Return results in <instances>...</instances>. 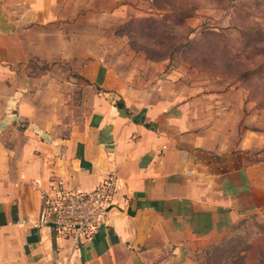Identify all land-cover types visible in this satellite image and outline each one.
<instances>
[{
  "label": "crops",
  "instance_id": "obj_1",
  "mask_svg": "<svg viewBox=\"0 0 264 264\" xmlns=\"http://www.w3.org/2000/svg\"><path fill=\"white\" fill-rule=\"evenodd\" d=\"M0 3L15 27L0 30V59L27 68L0 74V264H162L264 210L263 133L252 141L241 88L213 89L198 71H166L165 60L109 66ZM32 59L74 70H36ZM104 182L108 220L86 241L40 222L54 183Z\"/></svg>",
  "mask_w": 264,
  "mask_h": 264
},
{
  "label": "rangeland",
  "instance_id": "obj_2",
  "mask_svg": "<svg viewBox=\"0 0 264 264\" xmlns=\"http://www.w3.org/2000/svg\"><path fill=\"white\" fill-rule=\"evenodd\" d=\"M5 2L16 22L42 26L46 35L53 32L77 54L87 48L109 66L143 70L150 60H165L166 71H198L197 77L213 89L241 88L252 105V141L258 143L263 133L264 144V0ZM50 62L32 59L28 65L41 71L54 65L74 70L69 61ZM24 64L5 67L0 59V74L10 70L20 75L27 69ZM259 233L264 234V210L232 225L223 237L206 240L197 249L190 245L185 257L162 264H264ZM254 243L261 249L256 259L243 253Z\"/></svg>",
  "mask_w": 264,
  "mask_h": 264
},
{
  "label": "built area",
  "instance_id": "obj_3",
  "mask_svg": "<svg viewBox=\"0 0 264 264\" xmlns=\"http://www.w3.org/2000/svg\"><path fill=\"white\" fill-rule=\"evenodd\" d=\"M108 182L91 191L69 189L54 183L43 193L40 222L84 242L107 223L111 202Z\"/></svg>",
  "mask_w": 264,
  "mask_h": 264
},
{
  "label": "water",
  "instance_id": "obj_4",
  "mask_svg": "<svg viewBox=\"0 0 264 264\" xmlns=\"http://www.w3.org/2000/svg\"><path fill=\"white\" fill-rule=\"evenodd\" d=\"M13 25L9 24L6 18V14H5V10L4 8L1 6L0 3V30L4 31V32H9L11 30H13ZM128 213L130 214H134V211H132L131 209H128Z\"/></svg>",
  "mask_w": 264,
  "mask_h": 264
},
{
  "label": "trees",
  "instance_id": "obj_5",
  "mask_svg": "<svg viewBox=\"0 0 264 264\" xmlns=\"http://www.w3.org/2000/svg\"><path fill=\"white\" fill-rule=\"evenodd\" d=\"M116 105H117V107H118L119 109H121V108L124 107V103H123L122 100H118V101L116 102Z\"/></svg>",
  "mask_w": 264,
  "mask_h": 264
}]
</instances>
